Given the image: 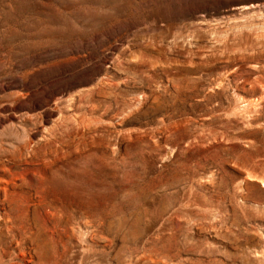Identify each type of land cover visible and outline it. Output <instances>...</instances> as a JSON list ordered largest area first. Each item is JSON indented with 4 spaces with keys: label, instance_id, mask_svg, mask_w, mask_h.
<instances>
[{
    "label": "rangeland",
    "instance_id": "obj_1",
    "mask_svg": "<svg viewBox=\"0 0 264 264\" xmlns=\"http://www.w3.org/2000/svg\"><path fill=\"white\" fill-rule=\"evenodd\" d=\"M0 264H264V0H0Z\"/></svg>",
    "mask_w": 264,
    "mask_h": 264
},
{
    "label": "bare ground",
    "instance_id": "obj_2",
    "mask_svg": "<svg viewBox=\"0 0 264 264\" xmlns=\"http://www.w3.org/2000/svg\"><path fill=\"white\" fill-rule=\"evenodd\" d=\"M70 175V174H69ZM66 176L64 180L61 182H64L63 192L64 193H70L74 196V199H76V203L78 205H86L90 208H92L94 205V196H95V190L90 185H85V181L83 180V177L78 175H72V176ZM59 182L55 180V184L57 186ZM63 185V184H62ZM58 187V186H57ZM61 190V189H60Z\"/></svg>",
    "mask_w": 264,
    "mask_h": 264
}]
</instances>
